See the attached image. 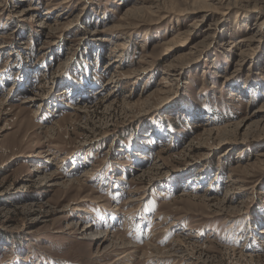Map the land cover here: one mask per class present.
<instances>
[{
    "label": "rangeland",
    "instance_id": "obj_1",
    "mask_svg": "<svg viewBox=\"0 0 264 264\" xmlns=\"http://www.w3.org/2000/svg\"><path fill=\"white\" fill-rule=\"evenodd\" d=\"M1 99L0 264H264V0H0Z\"/></svg>",
    "mask_w": 264,
    "mask_h": 264
},
{
    "label": "bare ground",
    "instance_id": "obj_2",
    "mask_svg": "<svg viewBox=\"0 0 264 264\" xmlns=\"http://www.w3.org/2000/svg\"><path fill=\"white\" fill-rule=\"evenodd\" d=\"M68 7V6H67ZM199 11L200 12H202L203 14H202V19H196L193 23L194 24H197L198 22H201L202 20H203V17H205V15H207V14H209V12L211 11L210 9H208L207 8V6H204V7H202L201 9H199ZM50 29H51V26H50ZM182 34V33H181ZM181 34L179 33L178 35H176L175 37H174V39L171 41L172 43H174V42H181V43H178V44H182L183 42H182V39H178L177 37L178 36H181ZM124 49V45L123 44H117L116 45V47H115V49H114V51H116V52H118L117 50H123ZM168 49H170V48H168ZM236 49V48H235ZM118 61L119 60H117V59H113V61H112V64H115V63H118ZM111 63V62H110ZM142 73V72H141ZM126 75H128V74H126ZM133 76H131V78H134L135 77V75L134 74H132ZM119 77H121V74H119ZM111 78V77H110ZM123 79H128V78H123ZM128 81V80H127ZM108 84H112L113 82L112 81H110V80H108V82H107ZM77 87L78 86H75L74 87V89L72 90L73 92L71 93V97H74L76 94H77V92H76V89H77ZM195 90V89H194ZM165 92V91H164ZM31 99V101L32 100H34V99H32V98H30ZM75 99H76V97H75ZM83 100V99H82ZM81 100V101H82ZM30 101V102H31ZM86 102V101H85ZM4 103V99H1L0 100V105H2ZM144 104V103H143ZM251 104H252V101H251ZM74 108H76V107H74ZM263 108H264V106L261 108L262 110H263ZM262 110H258V112H252L248 117H246L245 118V120H243V121H241V122H244V123H246V122H248V121H250L251 119H253V118H255L257 115H258V113H260V111H262ZM261 113H263V112H261ZM87 121V120H86ZM205 132H209V134L211 135L212 134V130H204ZM146 137V136H145ZM148 137V136H147ZM187 148V147H186ZM184 150V149H183ZM186 151V150H185ZM189 151V150H188ZM46 155H50V153H49V150H48V152L46 153ZM159 159H160V156H159ZM162 160V159H161ZM160 164V163H159ZM156 166V165H155ZM158 167V165L156 166V168ZM160 167V166H159ZM158 167V168H159ZM164 167V166H163ZM137 171H138V175L137 176H143L145 173H146V171H147V168L146 167H141V168H137L136 169ZM88 176V173L86 172L85 174H83L82 176H81V178L82 179H85L86 177ZM118 180H120L121 178H117ZM43 180H45L46 182H53L52 180H50L47 176L46 177H44L43 178ZM69 181H73V180H68V183H69ZM75 182H78V180L77 181H73V182H70V185H73V184H76ZM186 193H184V192H182L181 194H180V196H182V195H185ZM134 198V197H133ZM130 199V198H129ZM134 201H138V199H132V200H128V202L127 203H131V202H134ZM77 209V208H76ZM75 209V210H76ZM86 227V226H85ZM93 226H90V227H86V228H82V229H79V231H78V233H79V236H81V239L82 240H90V241H93V240H95V239H98L97 237H98V235H103V233H102V231H98V230H96V231H93ZM96 228V227H95ZM260 233L262 234H264V230L263 231H260ZM106 235V234H105ZM102 238V237H101ZM115 241V240H114ZM100 242V241H99ZM114 244L112 245V247L113 248H115V249H117L118 250V252H121L120 254H118V258L116 259L117 261H118V263H126V261H128V254L126 253V251L128 250V249H130V244L128 243V242H126V240H124V239H118L117 240V242H113ZM103 244V243H102ZM101 244V245H102ZM174 245H173V247H172V249L171 250H167L166 252H161V251H158V249H154V252H155V254H150V255H148V257L147 258H155V260L156 259H160V256H158V255H163V254H166V255H170V256H172V257H179V258H184V259H188V255L187 254H185L184 252L185 251H182V249L180 248V246H181V244H182V242H180V240H175L174 241V243H173ZM149 249V248H148ZM132 253V252H131ZM145 254V253H144ZM121 255V256H120ZM144 257H145V255H143ZM115 263H116V261H115Z\"/></svg>",
    "mask_w": 264,
    "mask_h": 264
}]
</instances>
